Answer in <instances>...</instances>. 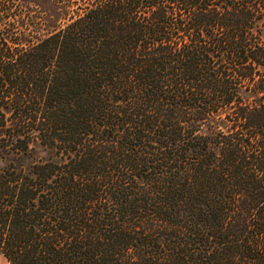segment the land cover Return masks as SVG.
Masks as SVG:
<instances>
[{
    "label": "trees",
    "instance_id": "obj_1",
    "mask_svg": "<svg viewBox=\"0 0 264 264\" xmlns=\"http://www.w3.org/2000/svg\"><path fill=\"white\" fill-rule=\"evenodd\" d=\"M49 1L0 0V256L264 264V0Z\"/></svg>",
    "mask_w": 264,
    "mask_h": 264
},
{
    "label": "rangeland",
    "instance_id": "obj_2",
    "mask_svg": "<svg viewBox=\"0 0 264 264\" xmlns=\"http://www.w3.org/2000/svg\"><path fill=\"white\" fill-rule=\"evenodd\" d=\"M36 2H38V4L42 7V10L45 12L46 17L49 20H52V26L50 27H44L42 30V33L46 34L47 31H51L54 26L58 25L57 22V9L52 5V3L49 0H36ZM32 147H34L33 151V157L34 160L37 159H46L48 157V155L52 154L51 150L46 148V147H42L39 145H33ZM10 161V158L8 156L5 155V152L0 149V169L5 167ZM0 264H8V262L2 257L0 256Z\"/></svg>",
    "mask_w": 264,
    "mask_h": 264
}]
</instances>
